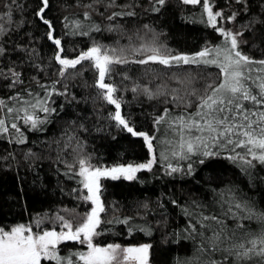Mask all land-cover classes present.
<instances>
[{
  "label": "snow or ice",
  "instance_id": "1",
  "mask_svg": "<svg viewBox=\"0 0 264 264\" xmlns=\"http://www.w3.org/2000/svg\"><path fill=\"white\" fill-rule=\"evenodd\" d=\"M180 3L193 9L184 19L210 33L194 51L173 49L161 42L162 33L151 23H138L149 13L162 14L170 0H64L59 28L50 15V0L2 4L0 137L23 146V158L33 167L45 158L34 147L55 145L58 182L61 174L74 182L61 186V195L66 190L76 206L61 201L54 211L36 213L25 222L0 224V264H152V242L97 241L117 225L129 236H151L159 225L161 243L177 249L173 264H264V0ZM105 33L120 39L107 42ZM150 62L165 66L167 83L141 81L127 71L132 64L147 67ZM212 67L215 72L208 71ZM89 71L94 74L91 85L85 75ZM77 86L95 88V95H78ZM141 98L162 106L150 104L143 122L131 108ZM90 101L91 113L80 107ZM97 102L103 103L97 107ZM104 104L111 110L104 112ZM90 118L97 125L107 121L110 133L141 138L145 158L94 162L99 158L81 135L93 130ZM57 121L65 128L49 138ZM5 152L11 167L7 161L15 153ZM224 160L245 175L246 187H256L245 191L223 178L197 180ZM145 171L170 180L172 190L161 191L155 202L137 200L127 211L118 201L108 204L109 178L144 183L138 174ZM194 186L199 190L193 191ZM150 216L155 218L150 221Z\"/></svg>",
  "mask_w": 264,
  "mask_h": 264
},
{
  "label": "trees",
  "instance_id": "2",
  "mask_svg": "<svg viewBox=\"0 0 264 264\" xmlns=\"http://www.w3.org/2000/svg\"><path fill=\"white\" fill-rule=\"evenodd\" d=\"M5 0H0V10H2V4ZM23 2V0H21ZM53 4L52 12L50 15L53 18H57V27H60L59 15H62L63 10L58 12L59 5L64 0H50ZM69 3L72 0H68ZM222 3V0H221ZM193 10L191 6L185 9L180 0H170V4L162 12V14L149 13L146 16L141 17L138 23H151L157 31L161 32V42L167 43L171 48L182 51H194L197 50L199 45L203 43V37L210 33L205 29L204 25L199 23H192L190 20H185L184 15L187 11ZM67 11H76V9L69 8ZM28 15V13H26ZM127 27L132 30L133 25L129 24ZM44 26H39L38 32L42 33ZM100 37H98L99 39ZM107 42H112L116 39H120L115 33H105L103 37ZM87 40V37L84 38ZM127 40L122 39L121 43H126ZM139 42V41H137ZM260 50L256 49L254 54L259 55ZM120 70H124L121 66ZM133 77H138L141 81H153L155 83H167L165 77V66L160 65L158 62L151 63L149 66L132 64L127 69ZM172 69L168 72L171 75ZM208 71L215 72V67L209 68ZM202 75L206 73H201ZM88 83L91 85L94 80V74L89 71L85 73ZM157 75L160 77L156 79ZM116 80H120L119 72L115 76ZM77 85L81 81L75 82ZM126 83L130 82L126 81ZM202 83V82H200ZM199 86V84H198ZM78 95L88 96L95 95V88L84 89L77 86L73 89ZM127 98L132 100L131 92L127 94ZM103 102H97V107ZM155 107H162L157 101H147L141 98L139 102H134L131 105L132 111L137 115V118L143 122L144 114L151 112L152 108L149 105ZM81 109L87 108L88 112L91 113L93 110V104L91 101L84 105L81 104ZM104 112L110 111L109 105H103ZM71 115L72 110L69 109ZM69 117H65L68 119ZM89 127L93 130L88 134L81 133L84 138L88 141V151L94 152L95 156L99 158L98 161L111 164L113 162H126L128 160H140L145 158L146 149L143 146L141 138H134L126 133L116 134L115 131H107V121H101L99 125L96 124L94 118H90ZM96 127L102 130H94ZM65 124L61 121H57L50 126L48 137H59V134L64 130ZM115 137V138H114ZM35 139V136L32 137ZM32 146V145H29ZM23 146L15 144H8L4 142L3 138L0 137V224L2 223H15L25 222L35 216L36 213H42L51 209L55 210V206L60 204L61 201L64 205L69 208L76 206V201L73 197L67 195V191L61 195V186H74V182L69 184L66 178H63L61 174L59 182L56 172L55 163V145L49 148H41L39 144L34 147V151L41 153L45 158L37 161V166L33 167L30 162L23 158ZM7 152H14L15 158L7 161L11 167L6 166V162L3 156ZM71 151V150H69ZM49 153L51 155L49 156ZM71 159V156L69 157ZM218 174V175H217ZM140 178L144 183L137 181H127L124 178L119 180L108 179L106 181V191L104 193L108 204L113 201H118L119 205H123L127 211L133 206V203L137 200H143L150 198L155 202L156 198L161 195V191L168 192L172 190V182L170 180L161 179L157 174L153 177L152 173L143 172ZM264 175V173H261ZM223 178L225 181L231 180L238 184L245 191H248L249 187L255 188V185L249 184L245 186L246 177L238 169L237 166L233 165L230 161L224 160L220 163L213 165L211 168L204 170L197 180L201 183L207 182L210 179ZM166 185V187H165ZM181 185L176 184V191L179 194ZM199 187L194 186L193 191H198ZM257 198L260 193L255 192ZM25 204L27 207H25ZM80 211H83V206L80 207ZM155 217L150 216L151 221ZM255 225L256 222H253ZM155 230L152 235L149 236L144 232L134 233L132 236L127 235L120 225H117L115 231L104 233L102 236L97 237V241L100 243L109 242H120V243H142L152 242L154 245L152 254V264H173V257L177 253V249L170 248L167 245L161 243L162 233L159 225H154ZM123 233V234H122ZM71 245H76L74 242H66ZM183 254V253H181Z\"/></svg>",
  "mask_w": 264,
  "mask_h": 264
},
{
  "label": "rangeland",
  "instance_id": "3",
  "mask_svg": "<svg viewBox=\"0 0 264 264\" xmlns=\"http://www.w3.org/2000/svg\"><path fill=\"white\" fill-rule=\"evenodd\" d=\"M66 243V242H65ZM74 243H76L77 245H78V242H74ZM79 246V245H78Z\"/></svg>",
  "mask_w": 264,
  "mask_h": 264
}]
</instances>
